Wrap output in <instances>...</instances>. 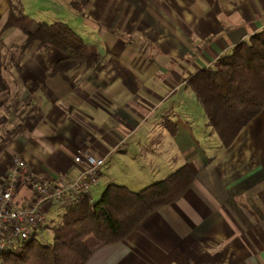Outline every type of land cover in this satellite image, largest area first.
I'll use <instances>...</instances> for the list:
<instances>
[{
  "label": "crops",
  "instance_id": "crops-1",
  "mask_svg": "<svg viewBox=\"0 0 264 264\" xmlns=\"http://www.w3.org/2000/svg\"><path fill=\"white\" fill-rule=\"evenodd\" d=\"M25 1L0 6V183L15 156L48 178L76 177L88 167L74 161L82 151L103 157L92 197L190 164L195 179L180 197L84 264H264V109L225 149L187 82L264 30V0H86L81 11L42 0L50 12L65 7L79 28L64 22L101 52L98 65L65 72L54 69L63 50H19L27 35L4 29L12 10L30 16Z\"/></svg>",
  "mask_w": 264,
  "mask_h": 264
},
{
  "label": "trees",
  "instance_id": "trees-1",
  "mask_svg": "<svg viewBox=\"0 0 264 264\" xmlns=\"http://www.w3.org/2000/svg\"><path fill=\"white\" fill-rule=\"evenodd\" d=\"M86 0H74L82 10ZM4 29L18 27L27 35L21 48L39 41V48L55 46L64 51L55 70L65 72L86 63L101 62V52L64 21L45 23L13 10ZM191 91L211 123L213 131L228 149L239 132L264 109V30L249 35L211 66L198 70L187 79ZM190 164H185L142 189H128L120 183L107 184L101 196L93 199L84 193L79 201L65 208L61 220L51 226V242L38 240V230L26 241L0 250L5 264H84L101 245L118 242L136 230L150 212L182 195L195 179Z\"/></svg>",
  "mask_w": 264,
  "mask_h": 264
},
{
  "label": "built area",
  "instance_id": "built-area-1",
  "mask_svg": "<svg viewBox=\"0 0 264 264\" xmlns=\"http://www.w3.org/2000/svg\"><path fill=\"white\" fill-rule=\"evenodd\" d=\"M84 160L88 167L76 177L48 178L35 174L26 159L15 156L0 183V250L29 239L45 224V212L52 204L68 207L76 204L84 193H89L99 181L104 158L82 151L76 162ZM24 184L28 194L24 199L17 195V187Z\"/></svg>",
  "mask_w": 264,
  "mask_h": 264
},
{
  "label": "rangeland",
  "instance_id": "rangeland-1",
  "mask_svg": "<svg viewBox=\"0 0 264 264\" xmlns=\"http://www.w3.org/2000/svg\"><path fill=\"white\" fill-rule=\"evenodd\" d=\"M3 1L4 0H0V6L3 3ZM12 2L15 5L18 2V0H12ZM39 3L42 4L41 8H39V5H38ZM43 5H46V4L42 0L40 1L39 0H26L24 3V9H26L25 11L27 14L32 16L37 21H41V22L44 21L45 23H53L56 21H66L72 24L73 26H75L76 28H79V24L77 23V20L69 12H67L68 10H66L65 7L64 9H59L58 11L56 9L54 12H50ZM16 11L20 12L19 9H17ZM18 49L23 50V48H21V45L18 47ZM14 50H15L14 54H17V52L19 51L17 49H14ZM4 52L1 51V54H4ZM214 137L216 141L218 140L220 142L218 135L214 134ZM136 187H139V188H136L137 190H139L143 186L142 187L136 186ZM97 189L99 192L97 191ZM97 189L93 192V197H92L93 199L99 198L101 194L103 193V190H99V187ZM64 211H65V207L61 205H58V204L51 205V210H48L45 212V222L48 224V226L46 225L45 227L40 228L38 230V240H40L42 243H47V242L52 241L53 232L51 231V226L58 223L62 219L61 216L64 213ZM0 264H5V263L0 262Z\"/></svg>",
  "mask_w": 264,
  "mask_h": 264
}]
</instances>
